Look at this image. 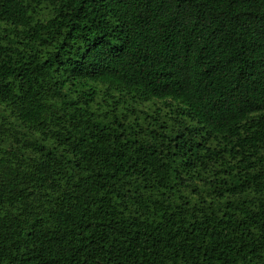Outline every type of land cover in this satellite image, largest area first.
Here are the masks:
<instances>
[{
    "label": "trees",
    "instance_id": "obj_1",
    "mask_svg": "<svg viewBox=\"0 0 264 264\" xmlns=\"http://www.w3.org/2000/svg\"><path fill=\"white\" fill-rule=\"evenodd\" d=\"M0 264H264V0H0Z\"/></svg>",
    "mask_w": 264,
    "mask_h": 264
}]
</instances>
